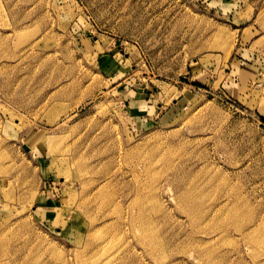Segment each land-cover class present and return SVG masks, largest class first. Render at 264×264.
Listing matches in <instances>:
<instances>
[{
    "label": "rangeland",
    "instance_id": "374dc122",
    "mask_svg": "<svg viewBox=\"0 0 264 264\" xmlns=\"http://www.w3.org/2000/svg\"><path fill=\"white\" fill-rule=\"evenodd\" d=\"M15 263L264 264V0H0Z\"/></svg>",
    "mask_w": 264,
    "mask_h": 264
},
{
    "label": "bare ground",
    "instance_id": "6f19581e",
    "mask_svg": "<svg viewBox=\"0 0 264 264\" xmlns=\"http://www.w3.org/2000/svg\"><path fill=\"white\" fill-rule=\"evenodd\" d=\"M247 235V234H246ZM16 264V263H15Z\"/></svg>",
    "mask_w": 264,
    "mask_h": 264
}]
</instances>
